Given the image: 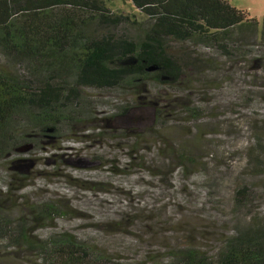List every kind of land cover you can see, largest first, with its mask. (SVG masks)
<instances>
[{"label": "rangeland", "instance_id": "rangeland-1", "mask_svg": "<svg viewBox=\"0 0 264 264\" xmlns=\"http://www.w3.org/2000/svg\"><path fill=\"white\" fill-rule=\"evenodd\" d=\"M103 1L111 11L142 19L129 0ZM228 1L255 17L261 32L264 0ZM189 48L201 58L215 57L218 64L205 69L204 80L196 78L179 90L159 86L151 94L139 93L143 102L160 98L159 113L137 103L132 89L82 88L76 111L84 117L70 130L59 126L42 137L45 141L35 133L17 137L19 156L29 160L0 162V217L15 223L24 218L36 239L68 233L122 261L168 259L169 250L186 245L214 256L236 226L253 218L264 223V65L251 61V55L231 62L204 43ZM136 131L141 137L133 136ZM259 140L258 165L249 150ZM129 150H137L139 159L130 163ZM158 150H185L191 157L187 170L151 175L162 170L163 162L171 166V158ZM14 171L29 178L11 199L5 196L10 177L1 180ZM240 185H247L248 193L241 205L235 201ZM37 202L59 204L61 212L38 225L33 217ZM12 244L0 237V264H49L35 246Z\"/></svg>", "mask_w": 264, "mask_h": 264}, {"label": "trees", "instance_id": "trees-1", "mask_svg": "<svg viewBox=\"0 0 264 264\" xmlns=\"http://www.w3.org/2000/svg\"><path fill=\"white\" fill-rule=\"evenodd\" d=\"M129 1L142 19L111 11L103 0H0V62H5L0 64V162L17 165L29 160L19 156L18 138L35 133L41 137L39 141H45L42 137L57 127L67 125L70 130L79 122L84 117L76 111L82 104V88L132 89L137 103H146L159 113L160 98L143 102L139 93L151 94L159 86L179 90L196 78L204 80L205 69L217 63L215 57L195 55L190 44L204 43L231 62L251 55V61L264 65V16L259 33L257 19L228 0ZM128 108L127 104L122 106L123 115ZM190 112L197 114L193 108ZM133 136L139 138L141 133L136 131ZM262 149L259 140L249 150L258 165ZM158 151L165 159L171 158V166L163 162L158 166L162 170L151 175L173 172L177 167L183 173L191 162L185 150ZM136 152L128 151L130 163L139 159ZM8 177L5 196L13 199L28 185L29 177L14 171L1 181ZM246 187L236 189L239 205L248 194ZM2 195L0 191V198ZM60 212L59 204L37 202L34 221L38 225L52 221ZM34 231L22 217L16 223L0 217V237L5 242L35 246L49 264H264V223L256 218L244 227L236 226L230 236H223L214 256L186 245L169 250L168 259L154 255L140 261L107 256L68 233L39 240L34 238Z\"/></svg>", "mask_w": 264, "mask_h": 264}, {"label": "water", "instance_id": "water-1", "mask_svg": "<svg viewBox=\"0 0 264 264\" xmlns=\"http://www.w3.org/2000/svg\"><path fill=\"white\" fill-rule=\"evenodd\" d=\"M17 150H22V149H17Z\"/></svg>", "mask_w": 264, "mask_h": 264}]
</instances>
